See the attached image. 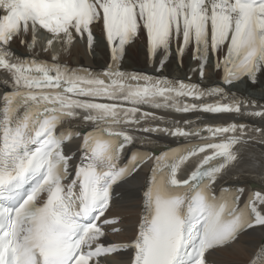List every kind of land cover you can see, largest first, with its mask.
<instances>
[{"label":"snow or ice","instance_id":"snow-or-ice-1","mask_svg":"<svg viewBox=\"0 0 264 264\" xmlns=\"http://www.w3.org/2000/svg\"><path fill=\"white\" fill-rule=\"evenodd\" d=\"M96 26L106 68L58 62L78 44L94 52ZM141 33L149 62L163 54L157 71L175 43L181 66L191 49L192 71L221 72L220 83L122 71ZM41 35L49 61L12 51L19 40L34 52ZM0 77V264H216L225 251L239 257L230 264H264V189L246 194L241 179L250 145L264 146V104L228 90L262 83L264 0H0ZM145 109L259 123L192 126ZM154 135L184 144L158 153ZM149 160L140 193L121 203ZM121 213L135 217L130 230ZM257 230L258 243H240Z\"/></svg>","mask_w":264,"mask_h":264},{"label":"bare ground","instance_id":"bare-ground-1","mask_svg":"<svg viewBox=\"0 0 264 264\" xmlns=\"http://www.w3.org/2000/svg\"><path fill=\"white\" fill-rule=\"evenodd\" d=\"M95 34L98 42V46L95 48V51L92 53H88L83 44H78L74 49L71 56L61 55L60 60L63 63H68L73 66L86 65L92 68H100L105 66L110 61L109 52L106 49L105 45L101 42V30L100 26H96ZM45 38L40 40V44L37 45V48L34 52H29L26 47L21 46L19 40H16L12 44V48L20 49V52L24 54L36 55L38 54L42 58H50V53H43L40 49L43 45ZM176 45L173 44L172 55L167 58V62L161 71H157L160 67V60L163 58V54L158 53L154 60V65H151L149 62L147 47L144 34L141 33L135 40H133L130 44L125 47L124 56L120 61L121 70L123 71H133L142 73L143 70L148 69L155 72L154 77H167L174 79H182L191 77V79L200 80L198 73H194L192 71L193 68L196 67V62L190 59L191 49L185 54L183 58V65L178 62L175 55ZM223 56V53H221ZM219 72H213L209 70L206 73V78L204 79L206 82L211 83L215 82L219 79ZM235 89L240 90L243 93H247L255 99L261 100L264 102V78H262V83H257L256 85H248L246 82H242ZM6 91L0 87V95ZM159 113H163L159 111ZM175 113L166 112V115H174ZM194 117V116H191ZM177 118H181V115H177ZM221 121V120H220ZM257 123H259L256 120ZM148 168L143 166L138 170L135 179H131L128 184H126L122 189L119 190L118 195L122 194L124 199L120 202L123 203L128 199V194H136L140 193V189L143 187L144 180L147 177ZM244 187L246 190L250 189H258V185L252 186V182L247 181L244 182ZM264 189V188H263ZM262 190V189H261ZM136 204H139V200L134 201ZM125 216L123 227L125 229H131L133 223L135 222V217L128 218L126 213H121ZM131 236V232L127 231L123 235H110L104 242L107 243L109 241L119 242L123 240H127ZM261 233L257 230L253 232L251 235L241 236L240 243L241 244H255L259 242V238ZM216 264H230V262L239 259V257L230 254V252H220L216 256L212 257ZM127 260V256L125 257Z\"/></svg>","mask_w":264,"mask_h":264}]
</instances>
